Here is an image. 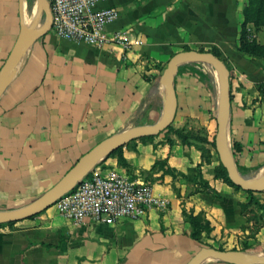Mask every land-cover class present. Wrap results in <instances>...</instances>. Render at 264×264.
Masks as SVG:
<instances>
[{
	"label": "crops",
	"instance_id": "1",
	"mask_svg": "<svg viewBox=\"0 0 264 264\" xmlns=\"http://www.w3.org/2000/svg\"><path fill=\"white\" fill-rule=\"evenodd\" d=\"M246 2L107 0L101 7L119 13L107 33L141 41L133 49L95 47L53 31L35 42L0 98V211L37 201L99 141L156 124L166 100L159 64L187 48L219 49L232 77L229 133L240 146L235 160L245 178L261 176L264 59L239 51ZM23 6L24 0H0V72L28 28ZM248 30L249 41L264 44V28ZM202 85L193 72L178 70L176 129L204 107ZM188 134L183 140L164 133L172 145L163 137L136 140L123 148L125 165L114 156L97 171L151 183L163 207L141 219L75 226L54 205L0 228V264H188L204 247L264 256V192H254L261 212L248 219L243 207L256 202L217 177L203 144ZM191 215L208 220L211 234L194 238ZM257 218L260 228L254 226Z\"/></svg>",
	"mask_w": 264,
	"mask_h": 264
},
{
	"label": "water",
	"instance_id": "2",
	"mask_svg": "<svg viewBox=\"0 0 264 264\" xmlns=\"http://www.w3.org/2000/svg\"><path fill=\"white\" fill-rule=\"evenodd\" d=\"M38 5L45 15V22L39 29L24 27L21 31L9 58L0 72V98L9 87L31 46L52 31L53 14L48 1L38 0ZM186 62L208 64L217 69L221 81V105L217 117L215 144L220 162L227 170L229 178L234 185L247 192H264V174L252 179L245 178L239 171L233 152L231 151L229 126L232 98L231 72L228 66L222 59L216 57L211 52L189 50L175 54L170 59L161 77V83L166 91V100L163 116L156 124L136 126L101 141L84 154L62 179L37 201L21 209L0 211V224L17 223L43 213L56 205L65 195L72 192L88 174V168L95 162L136 140L147 136L159 135L166 131L176 119L178 98L175 88V78L180 65ZM208 259L221 260L229 264H264V256L245 254L235 250H219L211 247L202 248L188 264H201Z\"/></svg>",
	"mask_w": 264,
	"mask_h": 264
},
{
	"label": "built area",
	"instance_id": "3",
	"mask_svg": "<svg viewBox=\"0 0 264 264\" xmlns=\"http://www.w3.org/2000/svg\"><path fill=\"white\" fill-rule=\"evenodd\" d=\"M47 1L53 14L52 31L61 38L95 47L120 44L126 50L141 43L131 41L125 33H107V27L119 14L115 8L101 7L107 0ZM164 205L149 182L116 172H94L60 199L56 208L73 225L81 226L87 221L114 224L122 218L141 219L149 210Z\"/></svg>",
	"mask_w": 264,
	"mask_h": 264
},
{
	"label": "rangeland",
	"instance_id": "4",
	"mask_svg": "<svg viewBox=\"0 0 264 264\" xmlns=\"http://www.w3.org/2000/svg\"><path fill=\"white\" fill-rule=\"evenodd\" d=\"M25 13H26V16H27L29 23H30V24H28L29 29H35V28L39 29L43 25V23L45 22V15L38 5V0H25ZM37 14L39 16H41L40 17L41 21H40V23L34 22V24H32V22H30V21ZM184 51H187V50H184ZM180 52H182V51H180ZM206 52H209V51H206ZM177 53H179V52H177ZM177 53H173L171 55V57L168 60H166L165 62L160 63V64L158 63L159 67L162 66V69H160L162 73H164L165 69L167 68L170 59ZM225 64L227 65L226 62H225ZM179 69H181V71H184V72H193V74L196 76V78L199 79V83L203 84L202 85L203 95L201 96V98L203 99L204 107L199 109L198 114H196L194 116L195 119H193L192 122H188L187 124L185 123L183 126H180L181 128H179V129L175 128L176 125L174 123L170 127L179 131L181 133V136L182 135L184 136L185 132L187 131L189 133L188 135L192 136V138H195L196 140L201 142L203 144V147H205L204 149H206L205 153H207V155H208L207 158L211 162L213 170H215L217 167L222 165L220 162V158H219V155L217 153L216 144H215V138H216V134H217V117H218V112H219L220 105H221L220 75L214 66L208 65V64H203V63L186 62V63L181 64ZM261 89L264 90V86L261 87ZM166 131H164L163 133H161L159 135L147 136V137H153L152 140L157 138L158 141H162L159 139H161L160 137H163L162 135L164 133H165V135H167ZM163 139H165L164 143L168 144V140H167L168 137L164 136ZM100 142L101 141H99V143ZM231 147H232V141H231ZM231 151L233 152L232 148H231ZM111 155L99 160L88 171V174L97 172L99 168H108L109 166L107 165V163H108L109 159L111 158ZM256 204H257V207H255V206H253L252 208H248V206H247V208L243 207V211L247 213L248 219L255 216V215H258L257 209H259L258 213L261 212V209H260L261 204H260L258 199H257ZM259 218H260V216H259ZM259 218H257V222H255V224H254V226H256L257 228H260L262 226V223H263L262 220ZM248 223H250V221ZM13 224H15V223H13ZM3 225H9V224H3ZM3 227H5V226H3ZM243 228L246 229L247 226L243 225Z\"/></svg>",
	"mask_w": 264,
	"mask_h": 264
},
{
	"label": "trees",
	"instance_id": "5",
	"mask_svg": "<svg viewBox=\"0 0 264 264\" xmlns=\"http://www.w3.org/2000/svg\"><path fill=\"white\" fill-rule=\"evenodd\" d=\"M244 21L242 24V31H241V45L239 47V51L244 53L247 56L255 57V58H262L264 59V44H258L255 40L249 41V38L251 36V33L248 30V25H252L256 31H260L262 28H264V0H247L245 9L243 11ZM187 51L191 50L190 48L186 49ZM200 52H206L204 49H200ZM209 52L213 53L216 57L222 59V55L216 47L209 50ZM229 68V67H228ZM232 78V77H231ZM262 85L261 87H263ZM264 93V90H262ZM232 96V95H231ZM169 133H175L179 137H181L183 140L185 137L181 136V133L172 127H170L166 134ZM153 137H145L142 138L143 141L145 140H152ZM169 144L172 145L173 142L171 139H167ZM232 150H233V156L236 158V154L240 150V146L236 141H232ZM116 156L118 158V161L120 164L125 165L126 160L123 156V148L118 149L116 152H114L111 157ZM215 173L217 177L225 180L227 183L232 185L238 190H242L240 187L234 185V183L231 181V179L228 176L227 170L221 165L215 169ZM249 196H251V200L257 203V199L255 198L254 192H247ZM261 206V205H260ZM189 222L192 227V236L194 238H198L201 236L202 232H206L207 234H211L212 227L208 220L204 219L200 215H191L189 217ZM13 223H10L9 225H3L0 224V228L3 226H12ZM224 250V249H220Z\"/></svg>",
	"mask_w": 264,
	"mask_h": 264
},
{
	"label": "bare ground",
	"instance_id": "6",
	"mask_svg": "<svg viewBox=\"0 0 264 264\" xmlns=\"http://www.w3.org/2000/svg\"><path fill=\"white\" fill-rule=\"evenodd\" d=\"M23 13H24V23L25 24H27V22L29 21L28 20V18H27V16H26V13H25V0H24V6H23ZM38 18H39V15L37 14V15H35L34 16V18L30 21V22H32V24H34V22H36L37 20H38ZM30 24V23H29ZM220 82V81H219ZM98 162V161H97ZM97 162H95V163H97ZM95 163L93 164V165H91L89 168H88V170H90L94 165H95ZM87 170V171H88ZM264 174V171L262 172V175ZM261 175V176H262Z\"/></svg>",
	"mask_w": 264,
	"mask_h": 264
}]
</instances>
